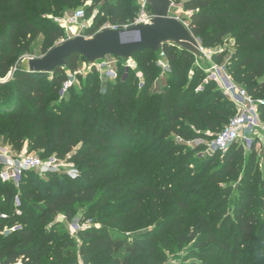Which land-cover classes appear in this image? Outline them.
I'll use <instances>...</instances> for the list:
<instances>
[{
    "label": "trees",
    "instance_id": "obj_1",
    "mask_svg": "<svg viewBox=\"0 0 264 264\" xmlns=\"http://www.w3.org/2000/svg\"><path fill=\"white\" fill-rule=\"evenodd\" d=\"M86 1L0 0V75L18 53L29 50L22 43L31 36L42 37L40 56L64 39L63 29L43 15L57 16ZM133 2L90 0L85 16L96 7L98 14L88 34L99 29V18L118 28L130 26L137 10ZM182 8L191 11L186 24L204 48L234 39L235 50L224 63L227 73L252 97L264 98V0H184ZM40 20L47 26L41 27ZM160 51L170 72L158 92L150 91ZM225 53L215 50L212 59L220 63ZM195 56L173 44L157 52L136 51L132 57H139L141 86L131 75L120 80L117 70L115 83L100 92L99 77L92 71L78 91L71 94L73 86L63 98L65 70L75 71L85 61L78 54L51 73L29 72L21 64L9 82L0 84V137L9 147L20 153L26 143L41 158L52 152L63 158L76 149L68 160L79 171L73 178L47 173L43 181L24 171L16 187L0 181V212H8L0 217V264H162L163 246L179 250L186 245L194 256L236 264L237 240L245 241L253 230L254 259L259 260L264 181L252 189L257 179L249 177L257 139L238 177L243 145L203 157V144L188 147L170 137L207 141L236 112L214 81L196 90L203 74L194 66ZM259 112L264 125V107ZM219 156L221 163L213 167ZM195 162L204 165L193 170ZM237 177L231 218L223 208L230 188L220 183ZM16 195L19 213L12 208ZM81 203L83 216L90 218L86 227L71 234L54 222L61 213L70 223ZM14 225L19 228L1 233ZM228 227H236L234 247L224 232Z\"/></svg>",
    "mask_w": 264,
    "mask_h": 264
},
{
    "label": "rangeland",
    "instance_id": "obj_2",
    "mask_svg": "<svg viewBox=\"0 0 264 264\" xmlns=\"http://www.w3.org/2000/svg\"><path fill=\"white\" fill-rule=\"evenodd\" d=\"M134 5L137 6V10H136V15H135V18L134 20L137 18V16L140 14L142 8H143V5H142V0H134L133 2ZM90 6V0H87L86 2H84L82 5H76L72 8H69L68 10H65L63 11L62 13H59L57 16H53L51 14H45L42 16V18H46L49 20L50 23H54L55 25H57V23L55 22V18L56 17H60V18H64L68 15V14H71V12H73L74 10L76 9H87L88 7ZM144 10L147 11L148 13L151 11V9L148 8V6L146 5L144 7ZM98 14V7L94 8L93 11L91 12L90 15H86L84 20L82 21V27H76V28H73L72 30H69V29H63V35H64V39L66 38H70V37H73V36H77L78 34L80 33H83L85 36H91L90 34H88L87 32V29L90 28L92 26V23L94 21V17L95 15ZM170 15L172 17H176L180 20H183L184 22L185 21V18L187 17V14L183 13L180 9V6L178 5L177 2L174 3V5H172V7L170 8ZM99 23L98 25V30L104 28V26L106 25H111L107 20L106 18H99L97 20ZM40 23H41V27L43 26H47L46 25V22L43 21V20H40ZM97 30V31H98ZM96 31V32H97ZM41 35H33L29 38V40L23 42L22 44L23 45H28V48L29 50L26 52V53H18L12 60V63L10 64V67L8 68L11 69L13 67H18L22 64L21 63V60L23 58V56L27 55V56H30V57H39L40 55V42H41ZM64 39H60L57 41V43H60L62 42ZM212 49L213 51L217 50L219 52H226L224 57H223V61L218 63L217 61L213 60L212 59V56H211V61L215 64H218L219 66H223V68L225 69V71L227 72L226 70V67L224 65V63L226 62L227 58L233 53V51L235 50V42H234V39L232 38H227L224 42V44L218 46V47H215V48H210ZM158 59L156 60V63L159 67V72H158V76L157 78L154 80L153 84L151 85L150 87V91H156L158 92L162 86H164V84L166 83V76L167 74L170 72V68H169V65L168 63L165 61L164 57H160V55H158ZM115 58V57H114ZM113 56H108L106 60L108 61H111V64H112V67L113 69L115 70H118L119 71V79H124L125 77H127L128 75H131L132 77V81H137L138 85L141 86L142 85V82H143V79H142V75H141V72L139 71V68H138V61L137 59L139 57H132V59L135 61L136 63V66L134 69H131V68H126V62L125 61H122V60H113L114 59ZM212 62H210L209 59H207L206 57H204L203 55L201 56H195V61H194V66L197 67L203 74V77H202V80L199 82L200 84H198L196 86V89L198 88H201L202 87V84L205 83L204 82V79L207 77V70L210 68ZM82 63L79 64V67H82ZM166 66V67H165ZM17 71V70H16ZM15 71V72H16ZM14 72V73H15ZM93 72H95V74L97 73L98 77H99V83H100V88H99V91L100 92H104L105 89L107 88L108 84L112 83L114 84L115 83V80L112 79V80H101L100 79V73L97 72V70H93ZM13 73V75H14ZM133 73V74H131ZM193 72H189V75L191 76ZM85 71L82 72V75H79L77 77V80H76V83H75V87L73 88L74 90L71 92V94H73V92L75 91H78L80 86L79 84H84L85 82V79H86V75H85ZM12 75V77H13ZM229 75V74H228ZM119 81V80H118ZM209 81H214V80H209ZM215 82V81H214ZM7 83V82H6ZM215 86H217L219 89L220 87L215 83ZM69 94L67 92H64V93H60L59 97L60 98H63V97H68ZM174 139L175 142H183L184 144H186L188 147H191L193 146L194 144H188L184 141H182L180 138H178L177 136H170ZM249 139L252 140L251 142H253L254 144V135L252 136H249ZM195 140V139H194ZM236 144H241L243 145V149H244V154H243V157H242V160L237 163L239 164L240 166V170H239V174H238V177L241 176L242 174V170H243V167L245 164H248V160H249V152H250V144H249V141H245L243 139V137H241L238 142H236ZM9 144L4 140L3 137H0V149L1 148H8ZM256 151H255V154H256V157H255V164H254V160L252 163H249L250 165V169H249V177H253L254 180L257 179V181H255L252 185V189H254V187H257L259 186V181H264V156H263V159H262V155L261 152H264V148L263 146L259 145V143L256 144ZM76 149H73L72 152H70L66 157H63V158H58L54 155V153H49V154H46L44 156H42L43 159H47L49 157H56L58 160L62 161L65 163L64 167H61V170L59 172V174H65L66 171H69V169H73L76 174L78 175L79 171L77 169V166L68 160L69 156L75 151ZM21 152L23 153H34V154H39L38 151H31L29 149V147H27L26 143L23 145L22 149H21ZM201 156H205V155H211V152L209 151H203L202 153H200ZM221 156H219L216 160V162L214 163L213 167H217L219 166V164L221 163ZM258 164V165H257ZM193 170H195V168H201L203 167L204 164H202L201 162H195L193 164ZM37 175V177L40 179V181H43V180H46L48 179L47 175L46 174H38V173H35L33 172L32 175ZM67 175V174H66ZM238 177L236 179H233L231 181H226V182H222L220 183L222 186H226V187H229L230 188V194L228 195L227 197V202L225 203V205L223 206V208L225 209L226 211V214H229L231 218H233V212H232V208H233V198L238 194V190L236 189L238 187V184H239V179ZM15 187L17 186L16 184H13ZM254 193V196L257 197L258 195V192H253ZM13 210L16 211L17 213H19V210L17 209L18 206L20 205V200H19V197L18 195H16L14 197V202H13ZM254 207V206H253ZM252 207V209H254ZM85 210V206L81 203L79 206H77L76 208V216L75 218L70 222V223H66L63 215L61 213H58L55 217H54V222H58V223H62L65 227V229H67L71 234H75V233H72L71 232V229H70V225L72 223H79L80 225L82 224H85L90 221V218L88 217H84L83 216V212ZM8 215V212L7 211H2L0 212V217L1 216H6ZM98 225V224H97ZM11 229V226H5L2 230V234H8L9 232H11L12 230ZM227 230L224 229V232L228 235V238L227 240L229 241V244L231 247H234L235 245V242L233 240V233L236 231V227H228L226 228ZM118 232V231H117ZM229 232H231V234H229ZM125 235L129 236V231H125L124 232ZM131 236V234H130ZM238 249H237V259L235 261L236 264H264V248L263 247H259L257 248V251L260 253V256L259 257V260H255L254 259V230H253V233L251 234V236L246 239L245 241L242 240V238L239 236V239L237 240V244L238 245ZM163 252H164V258H162V264H230V261L229 260H226V261H223L222 259H217V258H214V257H208V258H200L198 256H194V251L191 249L190 250V247L189 245H186L185 247H182L180 248L179 250L177 249H174V250H170L168 249L167 246H163ZM239 260V261H238ZM242 260V261H241ZM241 261V262H240Z\"/></svg>",
    "mask_w": 264,
    "mask_h": 264
},
{
    "label": "built area",
    "instance_id": "obj_3",
    "mask_svg": "<svg viewBox=\"0 0 264 264\" xmlns=\"http://www.w3.org/2000/svg\"><path fill=\"white\" fill-rule=\"evenodd\" d=\"M184 0H172V5L175 2L179 3ZM143 8L137 18L133 21L132 24L137 23H148L150 19L153 17L152 11L149 13L144 10V7L147 5L144 0H142ZM171 5V7H172ZM85 18L84 9H76L71 14H68L65 19L56 17L55 22L62 29L72 30L76 27H82V21ZM186 24V22H184ZM131 24V25H132ZM187 25V24H186ZM118 28L115 25H106L104 28ZM103 29V28H102ZM101 30V29H100ZM99 31V30H98ZM78 35H84L80 33ZM85 36V35H84ZM87 37V36H86ZM198 56L203 55L207 59L211 61V56L214 54L210 48H204L200 42L198 41ZM160 57H164V53L160 51ZM108 56H106L103 60L97 61L94 63L82 62V67H78L75 71L65 70L66 79L61 85L60 93L67 92L69 88L75 86L77 77L82 75V72L85 73L92 72L93 70H97L100 73L101 80H112L117 78V70L113 69L111 61L106 60ZM30 56H23L21 63L26 65L27 69V59ZM114 58V57H113ZM113 60H119L115 57ZM122 61L126 62V68L134 69L136 66L135 61L132 58L122 59ZM166 67V66H165ZM17 70V67H13L3 75H0V84H4L9 82L12 79L13 73ZM207 77L204 79V82H208L209 80H214L219 85L220 89L223 93L232 101L236 112L235 114L229 118L225 126L216 133L209 140H189L186 141L188 144H203L205 146V151H209L211 153L219 151L225 152L228 148L234 145L238 140L243 137L245 141H251L249 136L254 135V139H257V143L263 146L264 148V125L260 120V112L259 109L264 107V98H254L247 91L237 85L228 73L225 71L223 66H219L212 62L210 68L206 71ZM85 74V75H86ZM201 88H197L196 90H200ZM262 159L264 156V152H261ZM65 163L58 160L56 157L52 156L47 159H43L37 154L34 153H16L9 146L8 148L0 149V181L1 182H12L18 185V182L21 178V175L24 171H33L38 174H47V173H59L61 167H64ZM70 177H75L77 174L73 169H69L66 171ZM89 224V221L85 224L80 225L79 223H72L70 225V229L72 233H76V231L80 228H84ZM19 228V225H14L10 230L14 231ZM10 264H22L21 260H17Z\"/></svg>",
    "mask_w": 264,
    "mask_h": 264
},
{
    "label": "water",
    "instance_id": "obj_4",
    "mask_svg": "<svg viewBox=\"0 0 264 264\" xmlns=\"http://www.w3.org/2000/svg\"><path fill=\"white\" fill-rule=\"evenodd\" d=\"M153 17L148 23L132 24L123 28H103L91 36L77 35L55 44L43 56L27 59V71L51 73L65 65L72 54L85 62L94 63L106 56L132 58L136 51L149 49L157 52L164 44H173L195 55L198 40L183 20L170 15L172 0H144Z\"/></svg>",
    "mask_w": 264,
    "mask_h": 264
},
{
    "label": "crops",
    "instance_id": "obj_5",
    "mask_svg": "<svg viewBox=\"0 0 264 264\" xmlns=\"http://www.w3.org/2000/svg\"><path fill=\"white\" fill-rule=\"evenodd\" d=\"M178 5L180 6V9H181V11L183 12V13H185V14H187V17H189V15L191 14V11H185L183 8H182V2L180 1L179 3H178ZM186 17V18H187ZM216 84H217V82H215ZM218 85V84H217ZM219 86V85H218Z\"/></svg>",
    "mask_w": 264,
    "mask_h": 264
}]
</instances>
